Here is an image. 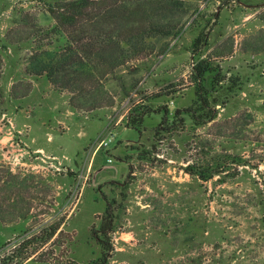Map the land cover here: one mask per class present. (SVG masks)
Here are the masks:
<instances>
[{"label": "rangeland", "instance_id": "374dc122", "mask_svg": "<svg viewBox=\"0 0 264 264\" xmlns=\"http://www.w3.org/2000/svg\"><path fill=\"white\" fill-rule=\"evenodd\" d=\"M64 1L0 0V256L23 242L22 254L38 250L30 264L97 259L91 228L106 196L117 200L110 264H264V0H161L159 20L172 34H152L141 61L104 81L115 106L88 113L47 78L25 73L33 37L44 38L51 8ZM204 31L206 54L227 78L216 121L164 136L156 117L142 134L128 129L134 103L191 105L192 46ZM102 142L109 145L98 149ZM228 155L249 163L236 178L203 182L184 172ZM125 158L133 166L127 189L110 185L128 177ZM57 225L62 233L43 246L38 238Z\"/></svg>", "mask_w": 264, "mask_h": 264}, {"label": "trees", "instance_id": "16d2710c", "mask_svg": "<svg viewBox=\"0 0 264 264\" xmlns=\"http://www.w3.org/2000/svg\"><path fill=\"white\" fill-rule=\"evenodd\" d=\"M178 2L166 0L165 6L171 7ZM226 3L243 4V0H226ZM144 6L149 7L150 12L144 10ZM162 9L164 5L161 0L145 3L144 0L64 1L51 8L50 13L55 22L49 28L39 31L44 38L38 35L33 37L34 53L28 59L25 73L35 79L45 77L56 91L68 93L71 97L70 105L77 111L88 113L114 107L116 97L106 90L104 81L116 76L117 72L128 65L141 61L146 51L144 42L152 34H172L159 20ZM163 17L166 18L165 15ZM209 37L210 32L200 33L192 46L194 62L190 82L194 89V99L191 105L171 110L169 106L153 108L143 102L134 103L126 119L128 129L142 134L146 119L156 117L160 118L157 134L164 136L188 126L205 127L216 121L218 107L221 105L217 94L227 78L215 59L206 54L210 48ZM6 49L4 45L3 50ZM133 149L139 151L140 160L151 159V151ZM226 158L206 163L194 162L183 169L187 175L209 182L216 176L236 178L239 169L249 165L237 155H228ZM130 159L123 160L129 165V175L125 181L111 182L110 185L124 189L131 185L133 166ZM103 198L106 204L104 213L99 224L91 228V240L99 246L100 256L88 264H110L113 257L112 235L115 232L117 200L106 196ZM59 233L62 232L57 225L49 228L46 235L38 239H42L40 241L44 246ZM24 246L23 242L20 243L12 256H0V264H25L38 253L37 250L22 254Z\"/></svg>", "mask_w": 264, "mask_h": 264}, {"label": "crops", "instance_id": "0c3cea01", "mask_svg": "<svg viewBox=\"0 0 264 264\" xmlns=\"http://www.w3.org/2000/svg\"><path fill=\"white\" fill-rule=\"evenodd\" d=\"M70 120L73 122V123H77V121H78V118L76 117V116H73V117H71L70 118ZM60 123V122H59ZM66 135H68L67 133H66ZM66 135H64V136H66ZM63 136V137H64ZM36 150H43V148H37ZM34 260L33 259H30L29 261H27L25 264H30V263H32Z\"/></svg>", "mask_w": 264, "mask_h": 264}, {"label": "built area", "instance_id": "2783aa9c", "mask_svg": "<svg viewBox=\"0 0 264 264\" xmlns=\"http://www.w3.org/2000/svg\"><path fill=\"white\" fill-rule=\"evenodd\" d=\"M108 145H109V144H108L107 142H102V143H100L98 149H101L102 147H104V146H108Z\"/></svg>", "mask_w": 264, "mask_h": 264}]
</instances>
